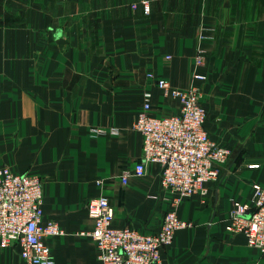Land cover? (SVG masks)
Instances as JSON below:
<instances>
[{"label":"crops","instance_id":"1","mask_svg":"<svg viewBox=\"0 0 264 264\" xmlns=\"http://www.w3.org/2000/svg\"><path fill=\"white\" fill-rule=\"evenodd\" d=\"M133 1L0 0V167L42 178L44 217L64 231L46 240L56 264H102L86 210L99 195L116 228L154 233L171 209L192 224L160 264H264L226 230L234 202L264 185V0H151L148 15ZM148 73L197 88L205 128L231 151L204 202L175 207L157 163L121 181L142 160L145 92L151 114L180 113ZM20 250L0 247V264H23Z\"/></svg>","mask_w":264,"mask_h":264},{"label":"built area","instance_id":"2","mask_svg":"<svg viewBox=\"0 0 264 264\" xmlns=\"http://www.w3.org/2000/svg\"><path fill=\"white\" fill-rule=\"evenodd\" d=\"M131 8H141L148 15L151 0H134ZM201 63L202 57L197 56L196 65ZM148 77L163 95L178 101L180 113L169 117L151 114V93L145 92L144 106L134 123V129L143 136L142 160L125 172L121 181L126 185L131 177H143L146 164L157 163L162 167V186L175 207L186 198L198 197L204 202L206 184L219 178L231 151L219 145L205 128L207 109L197 88L174 87L153 73ZM194 78L206 79L195 73ZM42 205L43 180L38 174L15 173L9 167H0V247L19 244L23 264H56L46 240L64 231L56 221L45 219ZM86 210L94 221L89 235L102 264H160L161 252L172 244L176 232L192 227L176 209L165 213L154 233L113 227L114 208L104 195L90 199ZM226 230L243 234L251 247L264 254V185L253 187L250 203L234 202Z\"/></svg>","mask_w":264,"mask_h":264}]
</instances>
